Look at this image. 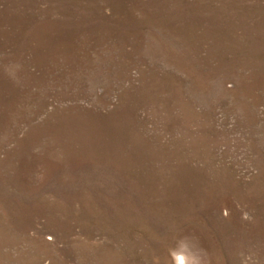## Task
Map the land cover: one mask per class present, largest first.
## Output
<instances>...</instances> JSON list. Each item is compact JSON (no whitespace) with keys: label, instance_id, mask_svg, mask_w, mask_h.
<instances>
[{"label":"rangeland","instance_id":"rangeland-1","mask_svg":"<svg viewBox=\"0 0 264 264\" xmlns=\"http://www.w3.org/2000/svg\"><path fill=\"white\" fill-rule=\"evenodd\" d=\"M264 264V0H0V264Z\"/></svg>","mask_w":264,"mask_h":264},{"label":"clouds","instance_id":"clouds-1","mask_svg":"<svg viewBox=\"0 0 264 264\" xmlns=\"http://www.w3.org/2000/svg\"><path fill=\"white\" fill-rule=\"evenodd\" d=\"M181 264H183V261L181 262Z\"/></svg>","mask_w":264,"mask_h":264}]
</instances>
